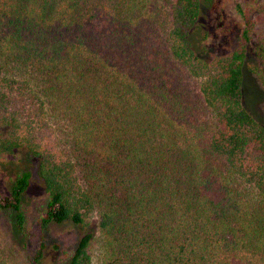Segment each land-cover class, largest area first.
<instances>
[{
    "label": "trees",
    "instance_id": "obj_1",
    "mask_svg": "<svg viewBox=\"0 0 264 264\" xmlns=\"http://www.w3.org/2000/svg\"><path fill=\"white\" fill-rule=\"evenodd\" d=\"M212 1L0 0V155L37 161L44 231L96 219L102 264H264V126L243 103L246 67L264 86V0L237 6L222 52ZM30 185L0 195L17 232ZM94 239L66 264H94Z\"/></svg>",
    "mask_w": 264,
    "mask_h": 264
},
{
    "label": "rangeland",
    "instance_id": "obj_2",
    "mask_svg": "<svg viewBox=\"0 0 264 264\" xmlns=\"http://www.w3.org/2000/svg\"><path fill=\"white\" fill-rule=\"evenodd\" d=\"M153 2V0H152ZM246 0H213L209 6L210 39L208 46L214 52L230 50L238 44L237 38L242 32L243 21L237 6ZM155 9L161 11V21L165 15L161 4L154 3ZM262 67V64L258 63ZM243 103L246 109L264 126V86L250 67L244 71ZM37 161L27 162L25 156L0 155V195H6L11 183L22 172L31 173V185L23 198V211L26 216V226L22 232L13 227V214L0 210V252L11 260V264H33L34 256L42 239L46 241L47 249L40 264H66L81 237L88 231L95 235L90 252L94 264L103 262V246L101 234L96 219L88 225L77 226L72 223L52 225L45 231L41 221L45 216L48 194L37 173Z\"/></svg>",
    "mask_w": 264,
    "mask_h": 264
}]
</instances>
